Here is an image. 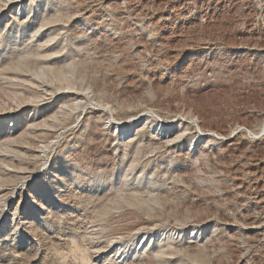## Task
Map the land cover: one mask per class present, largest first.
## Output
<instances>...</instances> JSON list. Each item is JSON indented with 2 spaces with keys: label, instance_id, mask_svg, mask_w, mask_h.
I'll return each instance as SVG.
<instances>
[{
  "label": "rangeland",
  "instance_id": "obj_1",
  "mask_svg": "<svg viewBox=\"0 0 264 264\" xmlns=\"http://www.w3.org/2000/svg\"><path fill=\"white\" fill-rule=\"evenodd\" d=\"M263 126L264 0H0V264H264Z\"/></svg>",
  "mask_w": 264,
  "mask_h": 264
},
{
  "label": "bare ground",
  "instance_id": "obj_2",
  "mask_svg": "<svg viewBox=\"0 0 264 264\" xmlns=\"http://www.w3.org/2000/svg\"><path fill=\"white\" fill-rule=\"evenodd\" d=\"M48 72L43 68V69H40L39 71H38V74L40 75V76H45L46 74H47ZM167 125V124H166ZM169 125V124H168ZM264 127V126H263ZM262 127V128H263ZM165 128H166V126H165ZM201 129V128H200ZM233 134V133H232ZM232 134L229 136V137H231L232 136Z\"/></svg>",
  "mask_w": 264,
  "mask_h": 264
}]
</instances>
